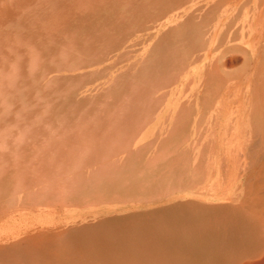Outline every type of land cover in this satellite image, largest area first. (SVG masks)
I'll return each instance as SVG.
<instances>
[{"label":"bare ground","instance_id":"bare-ground-1","mask_svg":"<svg viewBox=\"0 0 264 264\" xmlns=\"http://www.w3.org/2000/svg\"><path fill=\"white\" fill-rule=\"evenodd\" d=\"M0 67L129 97L3 135L0 264H264V0H0Z\"/></svg>","mask_w":264,"mask_h":264},{"label":"rangeland","instance_id":"rangeland-1","mask_svg":"<svg viewBox=\"0 0 264 264\" xmlns=\"http://www.w3.org/2000/svg\"><path fill=\"white\" fill-rule=\"evenodd\" d=\"M12 37L18 38L15 35H12ZM12 37L5 38L11 41ZM17 42L18 41H3L2 43L7 46L11 43L16 45L18 44ZM124 63H120L114 70H118ZM95 68L96 67L93 69ZM89 69L90 68L76 71L62 70L58 72L46 70L39 73L35 71L32 72V75H29L23 73L20 69L0 67V143L4 145L3 140L6 138L3 136L4 134L12 135V133L21 132L26 135H34L38 133V131L45 130L39 122H36L39 116L43 118L55 117L68 119L66 122L53 124L51 128L46 126L48 132L92 130L94 129L93 123L100 122V118L108 119L109 125L113 124L114 120L118 117L116 111L117 103L126 101L129 97L126 93L119 91L109 92L108 88L110 86L104 84L107 78H100L87 87L74 90L70 89L68 83L61 82L53 86L50 81V79L56 75L60 77L75 75L81 71H88ZM51 86L52 88H60L62 91L52 93V88L49 91ZM91 87L95 88L92 94L100 93L99 96L96 97L99 98V100L87 101L85 102L86 104H82L79 98L86 95L88 92L85 90ZM188 87L190 86L187 85L183 91L185 94L190 90ZM37 90L44 98V107L46 109V112L43 114L39 112V115L35 112L40 109V105L38 106L35 104L36 99L34 94ZM171 98L177 100L181 97L179 93L176 92L171 95ZM36 102L42 103V101ZM3 106L6 109H4ZM163 107L166 108L164 113L160 114V111H158L154 113V117L159 119V117H168L174 114L177 103L176 101L166 100L161 108ZM17 112H19V114H17ZM142 114H145V111L141 112V115ZM163 119L165 120V118ZM151 124H156V121H153ZM106 129L108 128L106 127ZM153 129L157 130L158 128L155 126ZM3 145L0 146V148L6 147Z\"/></svg>","mask_w":264,"mask_h":264}]
</instances>
